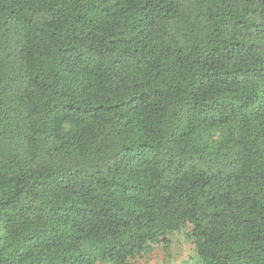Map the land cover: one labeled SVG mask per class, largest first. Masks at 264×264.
Segmentation results:
<instances>
[{"label":"trees","instance_id":"obj_1","mask_svg":"<svg viewBox=\"0 0 264 264\" xmlns=\"http://www.w3.org/2000/svg\"><path fill=\"white\" fill-rule=\"evenodd\" d=\"M179 235L264 264V0H0V264Z\"/></svg>","mask_w":264,"mask_h":264},{"label":"rangeland","instance_id":"obj_2","mask_svg":"<svg viewBox=\"0 0 264 264\" xmlns=\"http://www.w3.org/2000/svg\"><path fill=\"white\" fill-rule=\"evenodd\" d=\"M106 264V263H97ZM133 264H200L193 246L185 235L172 237L168 246L154 245L150 251L137 257Z\"/></svg>","mask_w":264,"mask_h":264}]
</instances>
